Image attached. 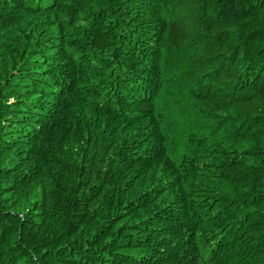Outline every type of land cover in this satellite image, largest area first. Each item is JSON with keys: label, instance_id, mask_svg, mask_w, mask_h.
<instances>
[{"label": "trees", "instance_id": "16d2710c", "mask_svg": "<svg viewBox=\"0 0 264 264\" xmlns=\"http://www.w3.org/2000/svg\"><path fill=\"white\" fill-rule=\"evenodd\" d=\"M264 264V0H0V264Z\"/></svg>", "mask_w": 264, "mask_h": 264}, {"label": "bare ground", "instance_id": "6f19581e", "mask_svg": "<svg viewBox=\"0 0 264 264\" xmlns=\"http://www.w3.org/2000/svg\"><path fill=\"white\" fill-rule=\"evenodd\" d=\"M133 264V263H132Z\"/></svg>", "mask_w": 264, "mask_h": 264}]
</instances>
